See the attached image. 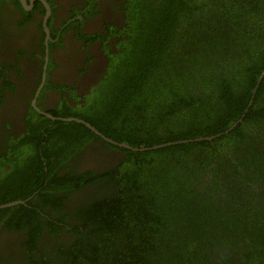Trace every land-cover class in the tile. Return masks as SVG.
I'll use <instances>...</instances> for the list:
<instances>
[{"label": "trees", "instance_id": "obj_1", "mask_svg": "<svg viewBox=\"0 0 264 264\" xmlns=\"http://www.w3.org/2000/svg\"><path fill=\"white\" fill-rule=\"evenodd\" d=\"M128 1V39L93 102L62 117L145 150L75 122L29 120L9 161L18 166L0 172V204L29 199L0 209V223L26 232L32 264H264V0ZM90 140L120 156L100 174L59 176ZM92 182L76 225L48 214L51 235L62 223L68 240L34 261L40 213L61 215L67 194Z\"/></svg>", "mask_w": 264, "mask_h": 264}, {"label": "flooded vegetation", "instance_id": "obj_2", "mask_svg": "<svg viewBox=\"0 0 264 264\" xmlns=\"http://www.w3.org/2000/svg\"><path fill=\"white\" fill-rule=\"evenodd\" d=\"M23 1L24 5L20 0H0L1 173L18 166L9 161L16 155L19 142L29 137V120L39 128L43 118L57 121L46 115L65 118L62 115L74 114L93 102V92L104 79L112 57L128 39V0ZM66 105L71 110H66ZM102 146L101 141H88L61 165L58 175L64 176L71 170L72 175L108 170L110 161L120 154ZM105 150L108 151L104 155ZM22 152L23 159L33 154L27 148ZM92 197L93 182L85 183L67 194L61 215L45 207L48 212L40 213L43 228L36 242L37 251L30 254L34 261L40 262L42 255L49 260L50 251L59 242L68 240L67 232L71 228L62 223H57L64 226L62 230L51 235L46 228L51 222L48 214L55 220L70 213L66 223L76 225L73 210L86 205ZM28 243L26 232L9 229L2 221L0 264H32L25 248Z\"/></svg>", "mask_w": 264, "mask_h": 264}, {"label": "water", "instance_id": "obj_3", "mask_svg": "<svg viewBox=\"0 0 264 264\" xmlns=\"http://www.w3.org/2000/svg\"><path fill=\"white\" fill-rule=\"evenodd\" d=\"M21 3L24 5L25 2L23 0H20ZM44 6L46 7V10H47V14L49 15V8L48 6L46 5V3L44 2L43 3ZM46 34L48 35L49 34V31L48 29L46 28ZM263 76H261V78L259 79V81L262 79ZM255 91V90H254ZM48 118H50L51 120L55 121V120H60V121H63V122H75V123H78V124H82L83 126H85L87 129H89L90 131H92L95 135L97 136H100L101 138H103L104 140H106L108 143H111L113 145H116V146H119V147H122V148H125V149H129L131 151H143L145 149H135V148H132L126 144H118V143H115L113 141H111L110 139H107L105 138L103 135H101L94 127H92L89 123H86L85 121L83 120H80V119H76V118H59V119H55L53 118L52 116L50 115H46ZM240 122V120L236 123H234L232 126H230L228 128V130H226L225 132H223L224 134L228 133L229 131H231L238 123ZM221 134H218L217 136H219ZM216 136V137H217ZM214 138V136H211V137H204V138H196V139H193V140H184V141H177V142H167V143H164V144H161V145H157V146H154L152 148H149V149H157V148H162V147H167V146H170V145H176V144H180V143H187V142H199V141H203V140H206V141H211L212 139ZM34 195V194H33ZM29 199V198H28ZM27 199V200H28ZM27 200H16V201H12V202H9V203H5V204H1L0 205V209H6V208H11V207H14V206H17V205H26V201Z\"/></svg>", "mask_w": 264, "mask_h": 264}]
</instances>
